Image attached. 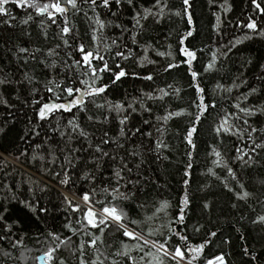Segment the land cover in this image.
<instances>
[{
  "label": "snow or ice",
  "instance_id": "obj_1",
  "mask_svg": "<svg viewBox=\"0 0 264 264\" xmlns=\"http://www.w3.org/2000/svg\"><path fill=\"white\" fill-rule=\"evenodd\" d=\"M251 4L255 15L264 17V0H251ZM10 5L25 12V18L21 20L22 26H28L37 17L43 18L40 24L44 41H49L48 29L53 25L57 29L51 38L56 43L50 46H16L15 50L8 49L18 65L22 62L25 66L30 63L34 66L32 71L22 73V79L14 80L0 68V89L15 84L16 89L26 91L24 102L33 110L35 124L30 126L22 137L23 140L29 141L30 147L35 145L31 159L43 164L62 186H75L73 173L77 174L76 179L91 184L88 190L81 191V203H74L67 196L64 197L69 210L74 214L79 213L75 220L78 227L69 220L64 227L71 235L61 237L60 234L49 233L46 238V241H50L49 247L41 256L36 257L39 264H68L67 259L58 255L62 246L67 248L78 264H227L223 253L210 257L205 255V249L218 236L217 231H207L203 242L193 244L186 231L173 227L183 225L187 229L186 210L191 203L187 190L188 177L191 175L189 169L193 166V152L197 149L195 138L204 119L211 115L212 111L222 107L218 106L215 93H232L234 87H239L235 82L232 87L217 83L212 99L209 100V92L202 86V78L219 71L216 53L203 65L202 71L198 70L195 66L199 62L198 52H203L204 49L191 46L190 38L194 36L191 29L187 30L186 34L178 35L174 56L171 51L167 54L156 51L157 56L167 55L171 58L164 66L163 72L171 73L181 66L185 67L189 87L193 91L187 109H165L162 115H155V123L152 119L144 118L138 125L133 124V117L137 113H145L147 117L153 116L152 106L145 105L140 100L121 103L106 98L111 85L130 74L145 81L155 79L151 72L144 75L130 73L127 66L121 62L135 59L133 49L129 45L140 46L139 38L145 30L143 22L152 19L159 23L164 18L165 9L170 16L178 17L191 25L193 17L189 11L190 0H180L178 7L170 4V0H153L151 7H144L142 4L138 6L136 0H0V18H4L3 22L8 27H12L13 22L18 19L9 11ZM113 5L117 9L124 6L135 9L131 28L122 22H116L120 17L117 11L112 10ZM101 9L107 10L114 19H102ZM77 17H82L85 22L83 34L73 23ZM236 26L247 29L252 34L264 36V28L260 27L258 20L253 16H249L246 22L238 21ZM108 29L119 30V35H107ZM25 34L31 36L30 32ZM244 38L252 37L245 32ZM242 42L237 40L236 44ZM222 47L225 48L223 55L226 57L231 48L227 45ZM150 48L148 44L143 45L145 54L139 61V67L143 68L145 63L156 64V61L149 59L147 55ZM36 68L40 69L39 75L36 74ZM106 75L111 83L105 82ZM167 88L172 89L174 93L181 91L172 84L167 85ZM159 92V97L149 93L144 96L147 100H163L172 95L164 88H160ZM256 93V88H250L247 93L242 94V99L240 96L235 97L237 102L231 105V110L217 111V119L211 126V131L221 144L225 137L235 138L238 143L233 148L231 162L220 150L211 147L210 158L213 167H210L208 172L226 192L232 194V209L239 211L242 207L249 208L252 213H256L252 223L264 227V211L257 213L256 208L257 205L264 208V192L251 187L243 178L246 169L255 167L264 156V127L250 122L252 117L264 115V104L248 103L249 97ZM12 99H21L19 91ZM0 105L8 110L7 115H12L14 105L2 92ZM184 116L190 117L182 136V142L187 146L185 156L188 160L184 169V191L177 202V214L174 218L168 217L171 203L165 200L153 205L155 210L151 216L144 219L132 218L126 211L128 204L136 203L141 210L145 208V204L137 200L143 187L140 169L144 154L139 149L145 146L136 145L135 139L146 138L151 141L153 132L146 129L155 127L158 135L151 150L159 157L161 150H171V146L161 139L166 131L160 126L161 123L167 124ZM112 120L118 127L116 138L107 130L102 136H96L95 131L90 130L94 125H103ZM2 131L0 128V132ZM37 139L39 142H36ZM130 143L133 144L131 149L126 147ZM112 145H115V149L109 151ZM29 155L27 150H21L16 159L27 158ZM163 159L168 157L164 156ZM109 161L115 167L112 168L110 176H104L103 167ZM9 166L7 156L0 153V172H5ZM214 169H219L220 172ZM257 183L264 187V179L258 180ZM21 203L33 212L37 210L31 201ZM203 208L210 210L211 205L204 203ZM160 213L167 217V220L156 227L152 222L161 219L158 215ZM3 220L4 217L0 215V221ZM204 227L203 224L197 223L193 226V232L199 234ZM11 231V226H7L6 231L0 234V241L7 240ZM106 233H119L134 243H124L122 240V250L115 251L109 258L98 246L105 244ZM80 236L85 239H80L76 247L72 248L70 245L75 243L73 237ZM20 246L22 241L19 239L11 243L13 249ZM105 247L110 248L112 245ZM89 251L94 253L91 260L87 258ZM242 251L250 264H259L260 257L254 249L244 247ZM133 252L136 255H133ZM2 255L6 259H14L11 252L5 251Z\"/></svg>",
  "mask_w": 264,
  "mask_h": 264
},
{
  "label": "trees",
  "instance_id": "obj_2",
  "mask_svg": "<svg viewBox=\"0 0 264 264\" xmlns=\"http://www.w3.org/2000/svg\"><path fill=\"white\" fill-rule=\"evenodd\" d=\"M136 2L138 6L142 4L144 7H151L153 0H136ZM190 2L189 11L193 17L191 25H188L185 20L170 16L168 10L165 9L164 18L159 23L152 19L143 22L145 30L139 38L140 46L129 45L133 49L135 59L121 62L127 66L130 73L136 72L144 75L151 72L155 79L145 81L130 74L111 85L106 98L121 103L140 100L145 105L152 106L153 116L147 117L145 113H137L133 117V124L138 125L144 118L152 119L155 123V115H162L165 109L173 111L187 109L193 91L189 87V77L185 67L181 66L171 73L163 72L164 66L171 58L167 55L157 56L156 51L166 54L171 51L174 56L178 35L186 34L187 30L191 29L194 31V36L190 38L191 46L195 49H204L203 52H198L199 62L195 65L198 70L202 71L203 65L208 63L213 53H216L219 71L202 78V86L207 88L209 100L212 99L213 89L217 83H221L224 87H232L235 82L239 87H234L232 93L223 91L215 93V100L218 106L222 107H218L204 119L198 136L195 138L197 149L193 152L191 161L193 166L189 169L191 175L188 177L189 187L187 190L191 203L189 209L186 210L187 229L183 225H173V227H178L179 231H186L193 244L203 242L206 239L207 231H217L218 236L205 249L206 256L223 253L227 264H250L242 251L244 247H249L259 255V264H264V247H262L264 245V227L252 223L256 213H252L247 207H242L239 211L232 209L231 203L234 202L232 194L226 192L208 172V169L213 167L210 158L211 147H216L231 162L234 155L233 148L238 143L235 138L225 137L221 144L211 131V126L217 119V111L231 110V105L237 102L235 97L240 96L242 99V94L247 93L253 87L257 89V93L249 97L248 103L264 104V36L252 34L249 30L236 26L238 21L246 22L249 16H253L258 20L260 27L264 28V17L255 15L251 0H211V2L210 0H190ZM170 4L178 7L180 0H170ZM112 10L119 13L120 18L116 22H122L131 28L133 23L131 18L135 9H130L127 6L117 9L113 5ZM9 11L18 19L13 22L12 27H8L3 22L4 18H0V68H3L14 80H20L22 73L32 71L34 66L31 63L25 66L22 62L18 65L8 49L15 50L16 46H50V44L56 43L51 38L57 29L54 25L48 29L49 41H44L43 28L40 24L43 18L37 17L28 26H22L21 20L25 18V12L11 5ZM100 11L102 19H114L107 10L101 9ZM73 23L83 34L86 27L83 18L77 17ZM27 32H30L31 36L26 35ZM245 32H248L252 38L245 39ZM106 34L109 36L119 35V30L108 29ZM237 40L243 42L236 44ZM144 44L151 46L147 55L149 59L155 60L156 64L145 63V66L141 68L138 65L145 54L143 52ZM223 45L231 48L226 57L223 55L225 52ZM61 56H63L62 52ZM36 74H40L39 68H36ZM238 77L239 79H237ZM105 82L111 83L107 75ZM169 84L179 88L180 93H174L172 89L167 88ZM160 88H164L172 95L163 100H147L144 96L145 93H149L159 97L161 95ZM18 91L21 99H12ZM0 92L7 96L14 105L11 116L7 115L8 110L0 105V128L3 129L0 132V153L13 160L7 158L10 166L5 172H0V215L4 217V220L0 221V234L6 231L7 226H11L12 229L8 239L0 241V264H37L36 257L44 253L50 245V241H46L49 233H57L61 237L71 235V232L64 227L69 220L74 226H77L75 220L79 213L74 214L69 210L64 197L67 196L74 203H81V191L88 190L91 184L76 179L77 174L73 173L75 186L72 184L67 187L62 186L58 179L44 168L43 164L32 161L31 155L34 154L35 145L32 144L30 147L29 141L22 139L29 127L35 124L33 110L24 102L27 93L24 90L16 89L15 84L0 89ZM189 110L194 111V109ZM189 119L190 117L184 116L171 120L167 124L161 123L160 126L166 129L161 139L171 146V150H161L159 157L156 152L151 150L158 135L155 127L146 129L153 132L151 141L146 138L135 139L136 145L145 146L139 149L144 154L140 169L143 187L137 197L139 202L145 204V208L141 210L136 203L128 204L126 211L132 218L144 219L151 216L155 210L153 205H158L165 200L171 203L168 217L174 218L177 214V202L184 191V169L188 160V157L185 156L187 146L182 142V136ZM250 122L264 127V115L252 117ZM90 130L95 131L96 136H102L106 130L113 138H116L118 134V127L114 120L103 125H94ZM36 142H39V139ZM132 146L131 143L126 145L129 149ZM114 149L115 145H112L108 150L113 151ZM21 150H27L30 155L17 160L16 156ZM164 156H167L168 159H163ZM137 162L140 161L137 160ZM113 167L115 165L110 161L105 163L103 175L110 176ZM214 170L220 172L219 169ZM243 178L248 185L256 188L259 192H264V187L257 183L258 180L264 179V156L260 158L255 167L246 169ZM21 201H31L37 210L31 211ZM204 203L211 205L210 210L203 208ZM256 208L257 213L264 211V208L259 205ZM40 209H47V211ZM158 215L161 219L152 222L156 227L167 220V217H164L162 213ZM197 223L205 226L199 234L193 232V226ZM130 227L132 226L130 225ZM17 239L22 241V246L13 249L11 243ZM80 239H85V237H73L75 243L70 246L75 248ZM122 240L124 243H134L119 233H106L105 244L98 246L111 258L112 253L122 250ZM106 245H112V247L106 248ZM5 251L11 252L14 259H6L2 255ZM58 255L67 259L68 264H78V261L70 256L64 246ZM133 255L136 253L133 252ZM87 258L89 260L94 258V253L89 251ZM251 264H256V262H251Z\"/></svg>",
  "mask_w": 264,
  "mask_h": 264
},
{
  "label": "water",
  "instance_id": "obj_3",
  "mask_svg": "<svg viewBox=\"0 0 264 264\" xmlns=\"http://www.w3.org/2000/svg\"><path fill=\"white\" fill-rule=\"evenodd\" d=\"M41 255H42V254H40V255H38V256H41ZM38 256H37V257H38ZM37 263L39 264V261H38V260H37Z\"/></svg>",
  "mask_w": 264,
  "mask_h": 264
},
{
  "label": "rangeland",
  "instance_id": "obj_4",
  "mask_svg": "<svg viewBox=\"0 0 264 264\" xmlns=\"http://www.w3.org/2000/svg\"><path fill=\"white\" fill-rule=\"evenodd\" d=\"M9 160H11V158L10 157H7ZM11 161H13V160H11Z\"/></svg>",
  "mask_w": 264,
  "mask_h": 264
},
{
  "label": "bare ground",
  "instance_id": "obj_5",
  "mask_svg": "<svg viewBox=\"0 0 264 264\" xmlns=\"http://www.w3.org/2000/svg\"><path fill=\"white\" fill-rule=\"evenodd\" d=\"M36 263H37V259H36ZM38 264V263H37Z\"/></svg>",
  "mask_w": 264,
  "mask_h": 264
}]
</instances>
